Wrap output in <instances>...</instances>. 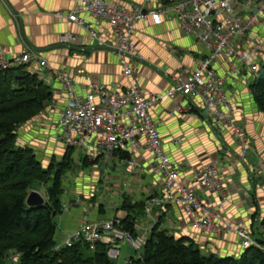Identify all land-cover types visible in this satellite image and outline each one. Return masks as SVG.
<instances>
[{
    "label": "built area",
    "instance_id": "1",
    "mask_svg": "<svg viewBox=\"0 0 264 264\" xmlns=\"http://www.w3.org/2000/svg\"><path fill=\"white\" fill-rule=\"evenodd\" d=\"M77 5L78 9L56 12L55 16L83 26L97 46L112 50L120 65L119 80L111 85L92 80L77 85L65 71L53 70L64 92V105L56 118L57 138L73 152L84 150L83 160L90 164L97 160L105 164L118 161L136 174L147 170L158 176L161 194L147 199L146 213L150 214L155 205L173 204L181 209L195 236L210 240L223 232H234L241 248L263 249L252 239L250 230L216 214V208L222 207L228 197L224 182L227 166L207 162L193 171L182 167L165 152L150 110L165 98L174 102L168 111L170 117H197L200 109L205 110L208 127L217 136L230 134L239 148V158L244 159L250 147L239 115L241 108L225 85L242 82L250 74L257 76L264 63V0H141L129 8L105 0H77ZM79 11H85L92 22L80 17ZM163 17L175 19L179 33L202 46L204 58L191 70L164 72L171 86L161 93L145 94L133 79L136 62L141 59L133 35L138 22L159 25ZM60 39L67 42L72 35L63 33ZM16 65H24L30 73L39 75L47 61L33 50L10 57L0 54V71ZM138 157L144 161V168L138 167ZM255 171L262 177L264 188L262 158L258 157ZM197 188L215 193L216 205L204 204L196 195ZM262 215L258 210L253 221ZM146 238L124 229L117 217L86 220L64 231L55 249L78 241L91 247L99 242L106 246L107 256L116 259L120 243L137 252Z\"/></svg>",
    "mask_w": 264,
    "mask_h": 264
},
{
    "label": "crops",
    "instance_id": "2",
    "mask_svg": "<svg viewBox=\"0 0 264 264\" xmlns=\"http://www.w3.org/2000/svg\"><path fill=\"white\" fill-rule=\"evenodd\" d=\"M105 1L127 8L141 2ZM73 9H78L77 0H0V54L10 57L24 50H33L47 61V66L41 70L38 77L51 88L53 97L38 118L42 127L52 132V142L56 118L64 105L63 86L53 70L65 71L77 85L90 80L111 85L119 80L120 65L116 54L108 48L97 46L83 26L55 16L56 12ZM78 15L86 22H92V18L85 11H79ZM63 33L71 34L72 39L62 41L60 36ZM133 43L141 57L136 62L133 79L145 94L161 93L171 86L170 80L164 77V72L191 70L197 61L204 58L202 46L193 38L181 35L175 19L163 17L159 25L138 22ZM160 51H166L167 57H160ZM250 76L252 75H247L242 82L236 84L226 83L225 89L234 95L236 104L241 108L239 115L243 129L250 137L249 150L257 161L258 157L264 160V113L258 111L251 99L248 87L252 83L248 81ZM173 103L165 98L150 110L165 152L188 171L196 170L207 162L225 164L227 168L224 171V182L228 197L222 207L216 208V214L222 220L251 231L254 225L258 226L260 223L259 217L257 221L252 220L256 209L261 215L264 212L262 182L257 185L254 183L252 166L247 158H239L240 151L232 136L228 133L217 136L208 127L205 110L200 109V116L197 117L187 114L170 117L168 111L173 107ZM28 127H24L23 131ZM175 138H178L179 142H174ZM137 161L138 167L144 168L141 157H138ZM102 165L101 160L91 164L87 162L86 165L83 164L84 168L79 177L69 178L70 186L62 196L63 211L57 223L60 237L64 231L77 227L83 221H105L115 217L123 220L129 212L135 216L133 224L138 226L135 229L133 227L135 235L148 236L154 225L158 224L159 229L165 230L167 234L192 236L204 252H217L219 256L239 254L241 245L237 234L223 232L210 240L195 236L181 209L176 205H155L150 214L146 213L144 205L147 199L161 194V181L155 174L147 170L136 174L124 164L111 161L108 164V178L105 180ZM103 175L105 178L102 181ZM98 184L102 185L107 196L94 201L93 191ZM195 192L204 204L216 205L218 199L215 193H208L200 188ZM123 198L130 199L133 204L142 203L141 209L137 210L136 206L132 210L122 208ZM217 222L220 223L218 220ZM126 248L130 250L127 245ZM131 256V253L124 252V262Z\"/></svg>",
    "mask_w": 264,
    "mask_h": 264
},
{
    "label": "trees",
    "instance_id": "3",
    "mask_svg": "<svg viewBox=\"0 0 264 264\" xmlns=\"http://www.w3.org/2000/svg\"><path fill=\"white\" fill-rule=\"evenodd\" d=\"M248 87L254 105L264 113V71ZM52 97L51 88L24 65L0 71V264H114L99 242L91 247L78 241L55 249L56 218L63 211L62 179L73 151L67 148L58 162L44 167L33 149L18 140V129L41 115ZM40 184L47 185L40 192L44 203L28 206V193ZM121 206L141 209L142 203L124 198ZM134 217L127 212L121 220L123 228L132 233ZM260 223V234H264V214ZM256 240L263 249L248 246L237 255L219 256L202 251L191 237L167 234L155 224L142 252L124 264H264V238Z\"/></svg>",
    "mask_w": 264,
    "mask_h": 264
},
{
    "label": "rangeland",
    "instance_id": "4",
    "mask_svg": "<svg viewBox=\"0 0 264 264\" xmlns=\"http://www.w3.org/2000/svg\"><path fill=\"white\" fill-rule=\"evenodd\" d=\"M158 55L162 58H164V57L166 58L168 53L166 51H160ZM263 66H264V63H262L260 65V70L258 71L257 75L261 74L264 71ZM251 75L252 76H250V78H248L249 82H253L254 79L256 78L255 74H251ZM48 104H49V102L47 103V106H48ZM37 118L25 123L24 125H22L18 129V140H20V143L23 144L24 146H29V147L32 146L33 148L32 147L31 148L33 149V152L36 155L37 159L44 165V167H47L51 162H55V163L58 162L59 159L63 156V153L67 148L65 147L64 142L57 138L56 134H55L54 140L52 142L50 139V137L52 136V132H49L48 130L46 131L45 127H42L40 119L39 118L37 119ZM27 125L29 127L26 129V131H23V128L26 127ZM54 132L55 133L57 132L56 124H55ZM246 136H247L248 141H249L250 137H248L247 134H246ZM249 147H251V146H249ZM58 148H60V149H58ZM249 149L250 148H247V155L245 158H247V160L249 161V164L252 166V172L251 173H252V178L254 180V183L256 185L261 184L262 177L258 176L256 174V171H255L256 158H254L251 155ZM78 153L73 152L71 165L67 169V171L65 172V174L63 176V179H62L63 194L65 192V189H67L68 186H70V181H68L69 178H72V176L74 178L77 176L79 177L81 171L84 168L83 167V159L85 157L84 150H80ZM109 167L110 166L108 164L103 163L102 168L105 172L106 178L103 175V177L101 178L102 181H103V178H105V180L108 178V173L110 170ZM74 178H73L72 183H74ZM48 183L50 184V181H48ZM72 183H71V185L73 186ZM46 187H47V185L44 186L43 184H40L38 187L35 188V190L42 193L43 190L45 191ZM93 194H94V201H98L99 199L105 198L107 196L106 194H104V190H103L101 184L97 185V188L95 191H93ZM137 210H140V208L138 207ZM56 222L57 223L59 222V218H56ZM59 229H60L59 227L56 228V233H55V241L56 242L60 241V230ZM261 230H262L261 223H258V226L254 225L252 230H251L252 239L261 238L262 237V233L260 234ZM127 246H129V245H127ZM129 248L131 251L128 248H126V244L123 243L119 249V257L116 259H112V262L114 264H124L125 263L124 257H123L124 252L131 253V255H133V256H137L139 253L142 252V248H140L137 252L134 251L131 247H129ZM208 248H209V245L207 246V249ZM207 252H209V251L207 250ZM9 254H10V256H9L10 258H8V259H10V260H11V258L14 259V257H13L14 253L12 251H10ZM215 254L217 255L218 253L215 252Z\"/></svg>",
    "mask_w": 264,
    "mask_h": 264
},
{
    "label": "water",
    "instance_id": "5",
    "mask_svg": "<svg viewBox=\"0 0 264 264\" xmlns=\"http://www.w3.org/2000/svg\"><path fill=\"white\" fill-rule=\"evenodd\" d=\"M44 201L45 199L42 194L36 190H31L26 197V203L31 207L40 206Z\"/></svg>",
    "mask_w": 264,
    "mask_h": 264
}]
</instances>
